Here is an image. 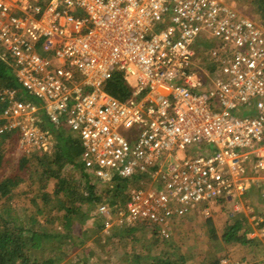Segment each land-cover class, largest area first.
I'll return each instance as SVG.
<instances>
[{"label":"built area","instance_id":"1","mask_svg":"<svg viewBox=\"0 0 264 264\" xmlns=\"http://www.w3.org/2000/svg\"><path fill=\"white\" fill-rule=\"evenodd\" d=\"M39 2L0 0V61L39 102L1 91L8 104L0 133L19 132L28 151L50 150L44 114L79 135L82 164L99 180L148 172L159 180L158 191L131 192L118 224H159L165 234L170 219L187 213L226 216L221 201L229 218L246 215L248 180L263 212L246 216L264 220L262 25L222 0ZM207 38L218 70L206 83L192 68ZM116 72L138 101L103 90Z\"/></svg>","mask_w":264,"mask_h":264},{"label":"trees","instance_id":"2","mask_svg":"<svg viewBox=\"0 0 264 264\" xmlns=\"http://www.w3.org/2000/svg\"><path fill=\"white\" fill-rule=\"evenodd\" d=\"M228 1L239 13L264 26V0ZM49 2L40 0L38 4L45 8ZM210 40H200L196 52V57L210 69L208 81L218 70V65L210 63L214 48ZM207 89L205 85L198 92L206 93ZM4 90H14L20 101L39 103L21 88L15 71L0 61V92ZM103 90L123 103L139 99L133 96V88L118 72L105 82ZM7 104L1 95L0 126L6 122L2 117ZM41 120L43 132L54 144L50 150L22 151L18 158L8 161L9 152L19 143L21 135L14 131L0 133V264H62L65 261L88 264L84 257L81 259L75 254L88 242L103 252L101 264H187L178 238L184 234L181 224L191 222L194 217L170 219L165 234L161 225L150 226L144 222L110 225L105 229V224L111 223L126 207L131 192L149 188L158 191L159 180L154 182L149 172L135 173L129 178L112 173L106 180H99L94 171L86 170L82 164L84 148L79 135L62 125H52L44 114ZM248 175L253 176L254 172L250 170ZM257 191L248 180L243 199L254 200L251 194L257 196ZM101 207L105 208L104 212L100 211ZM225 207L221 201L223 213ZM247 222L244 214L228 219L221 225L220 242L213 235L212 248L205 253L193 250L191 255L203 254L198 264H221L219 256L227 249L223 245L233 241L238 246L249 244L263 248L248 239ZM205 223L213 232L212 221ZM259 227L264 229V220ZM146 238L151 244L148 248L140 245L142 249L138 252L134 245Z\"/></svg>","mask_w":264,"mask_h":264},{"label":"rangeland","instance_id":"3","mask_svg":"<svg viewBox=\"0 0 264 264\" xmlns=\"http://www.w3.org/2000/svg\"><path fill=\"white\" fill-rule=\"evenodd\" d=\"M227 4H231L228 0H222ZM235 10V6L231 5ZM205 64V63H203ZM202 62H200L199 68H203ZM206 65V64H205ZM204 65V67H205ZM204 73V71H203ZM19 133V132H17ZM20 134V133H19ZM21 135V134H20ZM19 136V135H18ZM19 143L16 144L13 148V151L9 152L8 161H12L13 159L18 158V156L22 153V151H28L31 149L29 145H27L21 136H19ZM247 186V185H246ZM252 198L254 200L246 201L247 199H241V203L243 204V210L244 207L246 209V215H250V210L255 211L254 215H259L263 212L262 207L263 204L259 202L260 194L257 193V196H254V193L251 194ZM230 212V207L227 205L225 207V213L226 216L220 215L218 218H216L215 221H212V230L213 232L208 228L206 225V220H204L202 217H194V219L191 222L184 221L181 225L183 226L182 232L184 234L179 236V242L182 246H180V250L185 251L186 254V262L187 264L195 263L198 264L202 260L203 254H198L195 256H192L191 253L193 250H200L202 253L207 252L210 248H212V241L211 237L213 235H216L218 238V241L221 240V225L228 219V214ZM245 215V218L247 219V223L249 224L250 231L248 233V239L255 240L257 244H260L263 246H255L247 244L246 246H238L235 241L232 243L223 245L226 246V253L220 254V263L221 264H236L238 260V264H264V229L262 227H259L261 222H259L258 225L250 223V219ZM258 216V217H259ZM113 218V217H112ZM203 220H202V219ZM118 216L114 217L111 221V225L116 226H122V224H118ZM110 223V222H107ZM174 233V237H175ZM145 245L146 248L149 247L151 244L150 241H148V238L144 239L143 242H138V244L134 245L135 249L138 252L140 248L142 247L140 245ZM167 248V247H166ZM83 250L86 252L83 254ZM83 250L77 251L75 254L79 256V258H83L87 261L88 264H101L104 260L103 252L100 251V249L93 244L92 242L86 243ZM62 264H68V262H63Z\"/></svg>","mask_w":264,"mask_h":264},{"label":"bare ground","instance_id":"4","mask_svg":"<svg viewBox=\"0 0 264 264\" xmlns=\"http://www.w3.org/2000/svg\"><path fill=\"white\" fill-rule=\"evenodd\" d=\"M200 60L197 58V64H195L194 65V67L192 68V71L194 72H198V74H200V75H198V76H202V79H204V81L207 83L208 82V75H209V71H210V69L207 67V65H205V67H203V68H199V65H200ZM213 62V60H212V58H211V62L210 63H212ZM214 64V63H213ZM203 71H204V73H203ZM202 74H201V73Z\"/></svg>","mask_w":264,"mask_h":264},{"label":"crops","instance_id":"5","mask_svg":"<svg viewBox=\"0 0 264 264\" xmlns=\"http://www.w3.org/2000/svg\"><path fill=\"white\" fill-rule=\"evenodd\" d=\"M259 24V23H258ZM264 27V26H263ZM192 213V214H191ZM191 213H187L186 215H185V217H186V219H188L189 217H201V215L199 214V212H196V213H198V214H195L194 212H191ZM184 217V218H185ZM202 219V218H201ZM203 220V219H202Z\"/></svg>","mask_w":264,"mask_h":264},{"label":"clouds","instance_id":"6","mask_svg":"<svg viewBox=\"0 0 264 264\" xmlns=\"http://www.w3.org/2000/svg\"><path fill=\"white\" fill-rule=\"evenodd\" d=\"M106 224H109V227H110V225H111V223H106ZM106 224H105V229H106ZM109 228H107V230H108Z\"/></svg>","mask_w":264,"mask_h":264}]
</instances>
